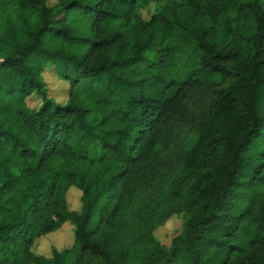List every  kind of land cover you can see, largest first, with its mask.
Returning a JSON list of instances; mask_svg holds the SVG:
<instances>
[{
    "label": "trees",
    "instance_id": "1",
    "mask_svg": "<svg viewBox=\"0 0 264 264\" xmlns=\"http://www.w3.org/2000/svg\"><path fill=\"white\" fill-rule=\"evenodd\" d=\"M0 264H264V0H0Z\"/></svg>",
    "mask_w": 264,
    "mask_h": 264
},
{
    "label": "rangeland",
    "instance_id": "2",
    "mask_svg": "<svg viewBox=\"0 0 264 264\" xmlns=\"http://www.w3.org/2000/svg\"><path fill=\"white\" fill-rule=\"evenodd\" d=\"M58 0H48L49 6L56 5ZM144 16L146 12L143 11ZM48 69L44 72V79L47 87L49 89V96L55 98L59 103H65L68 99L70 86L66 83L60 82L56 76V71L54 66H48ZM39 101L35 97L29 102V106L33 109L39 107ZM81 193L77 189L72 188L67 194V201L72 210H75L80 206ZM182 220L179 216L173 217L168 221V223L159 228L156 231L157 238L166 246H169L172 238L181 230ZM74 241L73 227L70 224H66L64 229L53 233L44 239H39L35 243L34 252L43 255L45 257H50L53 247L59 250L70 247Z\"/></svg>",
    "mask_w": 264,
    "mask_h": 264
}]
</instances>
